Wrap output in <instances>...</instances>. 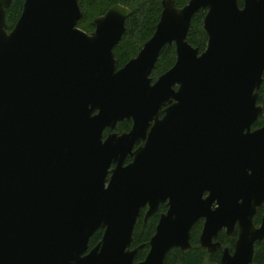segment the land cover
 <instances>
[{"label": "water", "instance_id": "obj_1", "mask_svg": "<svg viewBox=\"0 0 264 264\" xmlns=\"http://www.w3.org/2000/svg\"><path fill=\"white\" fill-rule=\"evenodd\" d=\"M14 1L0 0V264H133L141 209L147 219L167 198L140 264L188 252L199 218L201 251L215 252L219 229L239 222L221 264H252L264 244V214L259 228L251 221L264 205V126L251 131L263 114L264 0H162L153 36L121 69L113 50L128 8H111L88 35L79 0H24L9 31ZM201 10L199 54L186 39ZM171 45L175 64L153 82ZM123 121L130 132L114 133Z\"/></svg>", "mask_w": 264, "mask_h": 264}, {"label": "trees", "instance_id": "obj_2", "mask_svg": "<svg viewBox=\"0 0 264 264\" xmlns=\"http://www.w3.org/2000/svg\"><path fill=\"white\" fill-rule=\"evenodd\" d=\"M189 0H175V7H184ZM162 0H79L82 17L79 20L77 27L90 35L94 31V21L103 16L107 11L117 5H121L130 10L131 16L125 23V32L114 48L113 53L117 61L116 68L121 69L126 63L136 57L141 47L147 43L155 32L156 25L161 14ZM24 0H15L10 9L6 12V24L11 31L16 24L23 7ZM239 7H242V2L239 1ZM205 11H199L193 16L190 29L187 35V43L194 49H197L199 54L203 53L207 46V35L203 30V20ZM176 61L175 46H166L160 53L155 69L151 73L153 82L161 75L169 71ZM262 85L259 90L258 104L264 106V74L262 77ZM127 122L119 125L118 130L123 131L122 126ZM264 124V117L256 126L260 127ZM154 224L149 220L146 224L141 220L135 225L131 247H137L142 244L146 246L138 253V257H145L148 252V242L154 235ZM103 231H98L92 237L89 247H94L101 239ZM195 238L192 233V240ZM264 246L258 245L255 253L254 263H264ZM204 254L199 250H194L189 254L182 255L179 251L174 250L167 255V263L179 262L181 264H200ZM216 257V255H213ZM217 258V257H216Z\"/></svg>", "mask_w": 264, "mask_h": 264}, {"label": "flooded vegetation", "instance_id": "obj_3", "mask_svg": "<svg viewBox=\"0 0 264 264\" xmlns=\"http://www.w3.org/2000/svg\"><path fill=\"white\" fill-rule=\"evenodd\" d=\"M239 1L242 2V6H243V1L242 0H238V4ZM239 6V5H238ZM242 8V7H240ZM258 106H262L263 108V114L258 118V120L253 124L251 131H255L258 130L260 128H262L264 126V124L260 127H257L256 125L258 123L261 122V119H263L264 117V106L263 105H259L257 103ZM168 106L163 107L160 112H159V119L161 120L164 116V110L167 108ZM127 122L124 126H122V129L125 128V130L123 131H119V125ZM153 125V123H151V126ZM132 127V122L131 121H123L121 123H119L114 131V133H117L118 135H122V134H127L130 132ZM110 135V132L108 130H105L103 133V140L106 139L107 136ZM143 144L140 143L138 145H136L133 149L132 152H134L136 149H138L140 146H142ZM133 158L131 156H128L125 160L124 166H128L132 163ZM113 169V167H112ZM208 196L207 193H205L203 195V199H206ZM169 203H170V199L167 198L163 203H161L158 207H157V211L150 216L149 218H145L146 213L148 212V207L146 206L145 208L141 209L140 213H139V217L137 219V222L141 220L142 223L146 224L149 220L154 224V231H156V228L158 226L160 217L162 215H167L168 210H169ZM219 207V205L217 204L216 201L212 202V204L210 205V207L208 208L210 211H214ZM255 214L252 217V224L255 228H259V226L261 225V219L262 216L264 214V205H262L261 207H257ZM136 222V223H137ZM205 223H206V219L205 218H199L196 222L193 223L190 232H189V244H190V250L186 253H183L179 248H175L172 249L171 251H169L167 253L170 254L172 251L177 250L179 251L182 255H186L191 253L194 250H199V252L204 254V257L201 259V263L200 264H221V259L223 256L224 251H226L228 253V255L230 257H233L236 251V244L239 240V235H240V225L239 222H235V224L233 225V227L231 229H228L227 227L223 226L219 229V231L216 233L215 237L212 239V244H216L219 245V248L213 252V253H208L207 251H201L200 250V238L201 235L203 233L204 227H205ZM194 232V236L195 238L192 240V233ZM155 234V233H154ZM153 237V236H152ZM149 244V242H148ZM132 245V244H131ZM258 245H263V243H255L253 246V259H252V264H256L254 263V257H255V253L256 250L258 248ZM143 246L141 250H143L144 248H146V246L144 244L140 245ZM140 246L134 247V248H130V250H134ZM264 248V247H263ZM139 250L138 253L141 251ZM148 251H149V245H148ZM137 253V255H138ZM148 254V252H147ZM146 254V255H147ZM136 255V257L134 258V262L133 264H140L142 262H144L145 257H138ZM167 255L165 257L164 263L163 264H181L179 262H174V263H167ZM213 255H216V257H213ZM264 264V263H263Z\"/></svg>", "mask_w": 264, "mask_h": 264}, {"label": "rangeland", "instance_id": "obj_4", "mask_svg": "<svg viewBox=\"0 0 264 264\" xmlns=\"http://www.w3.org/2000/svg\"><path fill=\"white\" fill-rule=\"evenodd\" d=\"M142 48V47H141Z\"/></svg>", "mask_w": 264, "mask_h": 264}]
</instances>
